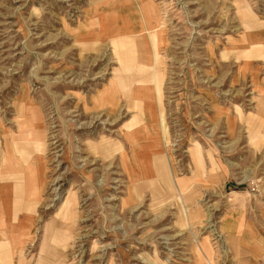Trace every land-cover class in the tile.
<instances>
[{
    "label": "rangeland",
    "instance_id": "1",
    "mask_svg": "<svg viewBox=\"0 0 264 264\" xmlns=\"http://www.w3.org/2000/svg\"><path fill=\"white\" fill-rule=\"evenodd\" d=\"M153 1L0 0V264L260 263L264 0Z\"/></svg>",
    "mask_w": 264,
    "mask_h": 264
},
{
    "label": "crops",
    "instance_id": "2",
    "mask_svg": "<svg viewBox=\"0 0 264 264\" xmlns=\"http://www.w3.org/2000/svg\"><path fill=\"white\" fill-rule=\"evenodd\" d=\"M128 4V3H127ZM127 6V5H126ZM152 7V11H151V9H150V7ZM128 7H130V9H129V11H132L133 13H137L136 15H138L136 18H135V21L136 20H138L137 22H138V27H140L141 29L140 30H138V32L139 31H144V32H149L150 30L147 28V27H150L151 25H153L154 23H156L157 22V19H158V17H159V8H158V6L154 3V1L153 0H133V2H132V4H128ZM108 16H110L108 13L107 14H103L102 15V18L100 17V20H98L99 19V16L97 17V25H101L102 26V28L103 27H107V29H108V31H111L113 34H111V36H114L115 38H118V36H120V35H125V29H120V28H124L125 27V25H123V27H122V25H118V24H113L112 23V19H113V16L114 15H112V17L110 18V19H108ZM108 19V20H107ZM102 20V24H100V21ZM126 22H129V23H131L132 24V22H130V21H125V23ZM142 25H144V27L142 26ZM155 25V24H154ZM119 30H124V31H119ZM137 32H135L134 34H136ZM139 36L137 35V36H135V37H133L134 38V40L135 39H137ZM114 38V39H115ZM142 38V37H141ZM143 43H144V45H145V48H146V43H145V41L143 40ZM139 66V65H138ZM138 66H136V69L138 68ZM134 77V76H133ZM132 82H134V80H132ZM147 86L148 85H141L139 88H138V93H140V91H143V90H145L146 88H147ZM259 111L258 112H260L259 114L263 117V112H264V98H262V100L260 101V103H259ZM255 122V121H254ZM257 125H259L260 124V126H262V121H261V119H259V122L258 123H256ZM199 152H200V147L199 146H197V145H195V147H194V154L196 155V158H197V160H198V162H201L202 161V158H201V156L199 155ZM187 184L188 183H186V182H184V181H182V179H178L177 180V186L179 187V189L180 190H184L185 188H187L188 186H187ZM170 186H172L173 188H174V185H173V182H170ZM10 220H11V218H10ZM9 220V221H10ZM244 220V219H243ZM8 221V222H9ZM12 221H14V220H12ZM245 221V220H244ZM8 222H6V225H5V227L4 226H1V223H0V229H4V230H6L7 229V223ZM245 222H249V221H245ZM245 222H243V224H242V226H241V224H240V231H243L244 229L246 230V233H247V235H249V236H251L254 240H256V241H264V238H262V237H259L258 235H257V230L254 228V226L252 227L249 223L248 224H246ZM14 223V222H13ZM251 223V222H250ZM252 224V223H251ZM16 225V224H15ZM253 225V224H252ZM244 240H253V239H251V238H247V236H245V237H242ZM12 241V240H11ZM13 243V242H12ZM10 245H11V243H10ZM200 245V244H199ZM7 247H10L9 245L7 246ZM22 248H21V246L20 247H18L17 248V250H16V254L14 255V257H13V260H14V258H15V256L16 255H20V253H21V250ZM264 249V248H263ZM203 252H204V255L208 258V259H210V260H212V248H211V244H210V247L208 246V248H206V249H204L203 248ZM235 252L236 253H238V254H240V251H239V249H235ZM242 253V252H241ZM3 257H5V256H3L2 255V253H1V251H0V259L2 260V259H4ZM253 259H256V260H259L260 261V263H263L264 264V252H261V253H259V252H256V254H255V257L253 258ZM14 263V262H13ZM259 263V264H260ZM249 264H252V263H250V260H249ZM253 264H255L254 262H253Z\"/></svg>",
    "mask_w": 264,
    "mask_h": 264
},
{
    "label": "bare ground",
    "instance_id": "3",
    "mask_svg": "<svg viewBox=\"0 0 264 264\" xmlns=\"http://www.w3.org/2000/svg\"><path fill=\"white\" fill-rule=\"evenodd\" d=\"M150 7V6H149ZM150 9H151V11H152V7H150ZM103 14H104V12H103ZM102 14V15H103ZM101 15V16H102ZM102 18V17H101ZM98 20H100V18L98 19ZM100 24H102V20L100 21ZM160 31V30H159ZM159 31H158V29L156 30V33H155V37H154V40H155V42H156V44H158L159 42H160V39H158V34H159ZM126 42H128V37H121L118 41H117V43L118 44H124V43H126ZM130 51V50H129ZM130 56L132 55L131 53H128ZM155 62L157 61L158 62V52L157 53H155ZM126 58L128 57L127 55L125 56ZM126 58H123L122 59V61H124ZM142 59V58H141ZM127 62H129L128 64H126V63H123V71L124 72H126V73H132L133 71H132V66H133V64L131 65L130 64V61H127ZM140 62H141V60H140ZM138 79L140 80V82H143L145 79H147V78H150V76H151V73H150V71H148V69H147V66H143V65H139L138 66ZM119 77L120 76H117L116 77V80L117 79H119ZM114 142V141H113ZM110 144H111V142H110ZM112 146V145H111ZM41 144L39 145V146H36V149H38L39 151L41 150ZM38 152V151H37ZM161 158V157H160ZM167 172V171H166ZM172 187V186H171ZM187 190V188H185L184 190H182L183 191V197H185V198H190L189 196H191V195H194V193H193V189H191V190H188V191H186ZM181 191V192H182ZM185 191V192H184ZM190 207V206H189ZM192 207V206H191ZM205 211H206V214H207V220L209 221V223L211 222V220L212 219H210V213H208L209 212V210H208V207H206L205 208ZM191 212H192V210H191ZM192 214H193V212H192ZM191 214V215H192ZM209 225V224H208ZM208 227H211V225H209ZM207 245L210 247V243H209V241H207Z\"/></svg>",
    "mask_w": 264,
    "mask_h": 264
}]
</instances>
